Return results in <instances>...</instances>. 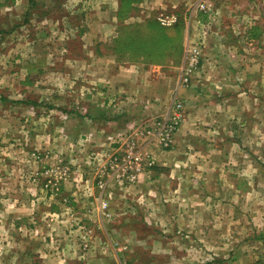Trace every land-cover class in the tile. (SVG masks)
Returning <instances> with one entry per match:
<instances>
[{"label": "rangeland", "instance_id": "374dc122", "mask_svg": "<svg viewBox=\"0 0 264 264\" xmlns=\"http://www.w3.org/2000/svg\"><path fill=\"white\" fill-rule=\"evenodd\" d=\"M14 1L0 6V264H264V0H137L132 20L199 35L161 71L88 57L101 0ZM118 66L153 82L172 68L176 89L108 90ZM174 115L169 148L130 135ZM119 134L155 165L133 183L105 173L101 190Z\"/></svg>", "mask_w": 264, "mask_h": 264}, {"label": "crops", "instance_id": "0c3cea01", "mask_svg": "<svg viewBox=\"0 0 264 264\" xmlns=\"http://www.w3.org/2000/svg\"><path fill=\"white\" fill-rule=\"evenodd\" d=\"M15 2L16 1H14V0H6L5 5L3 4L4 2H0V6H7L8 4H9L8 6H12V4H14ZM97 5L99 7H96V6H95L96 8L92 7V10L93 11L96 10V12L94 13V16H92L90 18L91 20H89V21H90V26L94 27L96 33L99 34V36L95 37V38H97L98 42L94 43L93 48H91V50L90 49L87 50L88 57H90V58L92 57V59H95V61L101 62L102 64H104L105 62L110 64V63L115 62V61L121 62L119 59H117L118 55H119V57L121 59H125L129 62V63L123 62L124 65H126V64L133 65L131 67L132 70L137 69V67L139 70V68L141 66L145 67L146 65H149V64L152 66L159 67L160 71L162 70L163 67H165V65L173 66V64H170V62H171L170 60L175 55V51H173L174 49H170L169 47H164L163 48L164 53H161V55L159 54L157 56L156 52L152 53L151 51H149V52H146L143 50L141 51L139 49V47H133V45H136V43L131 42V41L135 40V38H133L132 35H134L136 31L140 32L141 30H143L141 32H146V31H144L146 28L151 29L154 27H157V28L159 27L156 24V22H154L153 20L146 21V22L143 21L141 24L139 21L137 22V21L131 19V16H133L132 12H136V10H134V8H135L134 6L136 5V2L131 3L129 11L125 15H121V16H119L120 0H117L115 3L112 1H109V0H101V2L100 1L97 2ZM112 7L114 9L113 10L114 14H112V12L110 11L112 9ZM116 17L118 18L119 22H116L117 19L114 20ZM75 26L70 25V28L75 27ZM192 29H193V20L192 21L189 20V23L187 24L185 32H184V30L182 31V29H180L178 31L179 33H181V36H179V38H181V40L179 42V44H180L179 51L178 50L176 51V52H179L178 57L181 56L183 58V52H184L183 49H184L186 42L189 43L190 40H195L196 38L199 39V35L198 36L195 35V36L191 37L190 33H192ZM175 30L176 29H165V30H163V32H165L167 34L168 33L172 34L171 36L174 37L175 36L174 31ZM253 30H254V28H253ZM187 33H188V35H187ZM154 35H156V34L154 33ZM125 42L128 43V45ZM107 45H109L110 51L106 48ZM130 45H132V47ZM187 46H185V48ZM123 48H125V51L128 52L129 56L126 55V56L122 57L121 54L118 53V52H121ZM80 55H82V53H80ZM168 57H169V59H168ZM84 59H85V57H84ZM99 60H101V61H99ZM181 63H182V61H181ZM170 69H172V68H169L168 72H166L167 77L161 78L162 80L160 79L161 82H153V80H150L149 76H140L138 78L139 73L135 74L136 78H138L137 80L135 79V77H132V76L129 77L126 75L125 70H123L120 66H118V69H117L118 75H117L116 81L118 82L119 85H115L116 83L110 84V82H109L107 87H108V90H110V88H112V89L115 88V89H117V92H120V90L122 88L124 89V86L120 85L122 82L127 83L130 86H132V81H133L132 79H135L137 81V85L138 84L140 85L139 89H142L141 94H144L147 90L144 86V83L145 84L149 83L148 84L149 86L152 84L154 86H156V89L153 91L154 96H156V97L161 96V92L163 90L166 91V90L171 89V90H169V97H170L171 93L174 90L175 84H176L175 83L176 81H174L175 78H173L172 75L171 76L169 75L171 73ZM144 77H145V79L143 80L144 81V83H143V82H141V79ZM120 79H122V80H120ZM175 89H176V87H175ZM123 93H126V92L124 91ZM92 200H94V199L92 198ZM86 212L87 213L90 212L89 206L86 209ZM30 214H32V212ZM38 215H40V214L38 213ZM38 253H40V251ZM34 263L36 264V262H33V264ZM40 264H45L44 260H41Z\"/></svg>", "mask_w": 264, "mask_h": 264}, {"label": "built area", "instance_id": "2783aa9c", "mask_svg": "<svg viewBox=\"0 0 264 264\" xmlns=\"http://www.w3.org/2000/svg\"><path fill=\"white\" fill-rule=\"evenodd\" d=\"M198 9L199 11H203L205 9L204 4H199ZM157 21L161 26L168 27L176 22V18L174 16H169V17L161 16L157 19ZM195 63L196 60L192 59L189 68L193 66V64ZM186 82L187 79H183V83ZM174 107L175 110H178L180 108V105L177 103L174 105ZM178 121H179L178 116L174 115L165 118L156 124L155 128H158L159 125L161 127V131H158L157 133H155L153 130L151 131L150 127H146V128H141V130L137 128L130 135H139L144 137L156 138L157 140H159V144L161 145V147L166 149L169 148L170 147L169 145H171L172 143L171 137L177 130ZM121 136L123 137V139L118 138L119 140L116 143L119 144V147H124V149L121 150L120 152H115L111 156L110 161L108 163L106 162L104 169L101 172L102 175L100 174L98 176L99 180L97 185L98 188L101 190L104 189L102 176L105 173L109 174L108 178L110 179L115 178L116 181L133 183L137 178L141 176L142 172L150 169L155 165L153 159L148 158L146 156H142V154L139 152V148L136 145V142L134 143L132 140H128V137L125 138L127 136L126 134H123ZM122 140H126V141L121 146ZM100 208L105 209L106 202L101 200Z\"/></svg>", "mask_w": 264, "mask_h": 264}, {"label": "trees", "instance_id": "16d2710c", "mask_svg": "<svg viewBox=\"0 0 264 264\" xmlns=\"http://www.w3.org/2000/svg\"><path fill=\"white\" fill-rule=\"evenodd\" d=\"M133 2H137V0H120L119 16L125 15L129 11L130 5ZM159 27L158 28L154 27L153 29L155 30L154 32L156 35H154V36L150 35L147 39L144 38V36L140 33H139V35L138 34L132 35L133 38H135V40L131 41V42L136 43V45H133V47H136V46L139 47L140 42H142L141 40H144L143 41V45H144L143 51H146V52L151 51L152 53L156 52L157 56H158L159 54L161 55V53H164V49H163L164 47H169L170 49H172L175 46L174 42H180V38L178 36V33H179L178 31L180 30V26L174 27L176 29L174 31V35L177 36V38H175V36L174 37L171 36L172 34L168 33L169 34L168 35L167 33L163 32V29L165 30V28H161V27L159 28ZM148 39H153V40L151 41Z\"/></svg>", "mask_w": 264, "mask_h": 264}]
</instances>
